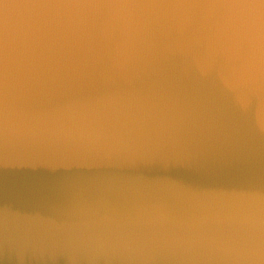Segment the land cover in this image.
I'll use <instances>...</instances> for the list:
<instances>
[{"label": "water", "instance_id": "95a60500", "mask_svg": "<svg viewBox=\"0 0 264 264\" xmlns=\"http://www.w3.org/2000/svg\"><path fill=\"white\" fill-rule=\"evenodd\" d=\"M0 264H264V0H0Z\"/></svg>", "mask_w": 264, "mask_h": 264}]
</instances>
